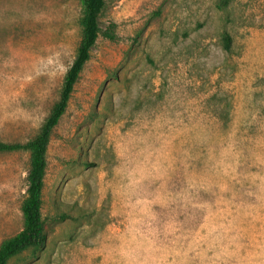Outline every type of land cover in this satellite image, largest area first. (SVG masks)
<instances>
[{"label": "rangeland", "instance_id": "374dc122", "mask_svg": "<svg viewBox=\"0 0 264 264\" xmlns=\"http://www.w3.org/2000/svg\"><path fill=\"white\" fill-rule=\"evenodd\" d=\"M82 14L0 0V142L40 131ZM110 23L50 134L45 246L7 264H264V0H105ZM28 168L0 152V244L24 227Z\"/></svg>", "mask_w": 264, "mask_h": 264}, {"label": "trees", "instance_id": "16d2710c", "mask_svg": "<svg viewBox=\"0 0 264 264\" xmlns=\"http://www.w3.org/2000/svg\"><path fill=\"white\" fill-rule=\"evenodd\" d=\"M104 4L105 0H83V14L80 19L81 37L75 57L65 73L59 98L51 108L37 135L25 143L0 142V152L24 151L29 154L26 198L21 208L24 227L18 234L0 244V264H7L10 258L27 249L41 250L45 246L46 235L40 210L46 168V150L51 131L67 107L73 86L83 65L89 59V52L97 37L101 35L108 40H115L113 23H110L105 30H101L99 25V15ZM229 45L230 37L225 35L223 37L224 49L228 50Z\"/></svg>", "mask_w": 264, "mask_h": 264}]
</instances>
